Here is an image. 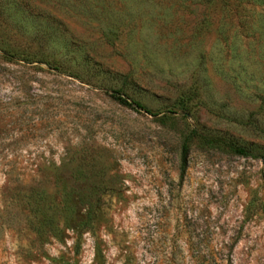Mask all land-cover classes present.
Returning <instances> with one entry per match:
<instances>
[{
  "label": "rangeland",
  "instance_id": "374dc122",
  "mask_svg": "<svg viewBox=\"0 0 264 264\" xmlns=\"http://www.w3.org/2000/svg\"><path fill=\"white\" fill-rule=\"evenodd\" d=\"M0 264H264V0H0Z\"/></svg>",
  "mask_w": 264,
  "mask_h": 264
},
{
  "label": "trees",
  "instance_id": "16d2710c",
  "mask_svg": "<svg viewBox=\"0 0 264 264\" xmlns=\"http://www.w3.org/2000/svg\"><path fill=\"white\" fill-rule=\"evenodd\" d=\"M110 97L116 100L118 103L138 109H145L146 112H149L145 106L137 100L130 99L128 96L121 93L119 90H114L111 92ZM197 142L198 145L207 148H218L221 150H226L228 152L241 155V156H259L256 152L241 146L229 139H224L222 137L213 136L209 134H204L198 132L195 128H191L187 133L183 135L181 142V170L183 171L186 166L187 155L189 147L193 142ZM92 217L87 214L84 219L76 221L75 227L82 232L91 231L93 228ZM79 251L78 243L74 246V253L77 254Z\"/></svg>",
  "mask_w": 264,
  "mask_h": 264
}]
</instances>
